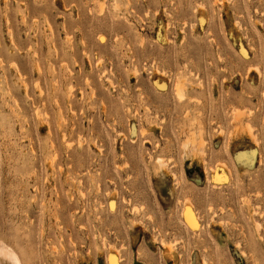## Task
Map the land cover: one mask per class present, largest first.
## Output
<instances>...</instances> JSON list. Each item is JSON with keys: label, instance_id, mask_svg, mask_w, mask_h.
I'll use <instances>...</instances> for the list:
<instances>
[{"label": "rangeland", "instance_id": "1", "mask_svg": "<svg viewBox=\"0 0 264 264\" xmlns=\"http://www.w3.org/2000/svg\"><path fill=\"white\" fill-rule=\"evenodd\" d=\"M0 240L264 264V0H0Z\"/></svg>", "mask_w": 264, "mask_h": 264}, {"label": "bare ground", "instance_id": "2", "mask_svg": "<svg viewBox=\"0 0 264 264\" xmlns=\"http://www.w3.org/2000/svg\"><path fill=\"white\" fill-rule=\"evenodd\" d=\"M79 145V144H78ZM183 215L186 218L185 220H187L189 222V217H190V213L189 210L184 209L183 210ZM192 214V213H191ZM193 216L191 215V221L189 223H194V218H192ZM9 249H11L10 247H6L2 241L0 240V264H19L16 260V256L13 255L12 253H14L13 251H10ZM112 263V262H111ZM113 264V263H112Z\"/></svg>", "mask_w": 264, "mask_h": 264}]
</instances>
